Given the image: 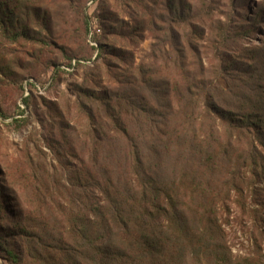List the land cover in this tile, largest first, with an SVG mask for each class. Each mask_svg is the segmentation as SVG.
I'll return each instance as SVG.
<instances>
[{"label": "trees", "instance_id": "trees-1", "mask_svg": "<svg viewBox=\"0 0 264 264\" xmlns=\"http://www.w3.org/2000/svg\"><path fill=\"white\" fill-rule=\"evenodd\" d=\"M169 1L170 50L178 61L187 50L200 74L186 72V82L173 87L174 110L182 123L171 130L153 127L140 133L125 126L135 118L155 125L154 103L172 112L160 100L162 95L168 99V83L162 88L157 80L143 79L136 100L131 92L99 94L94 87L76 85L72 92L85 113L84 139L92 140L94 156L72 170L65 167L63 187L71 202L63 218L50 225L51 232L42 237L43 227L38 235L24 219L14 223L15 235L26 238L28 245L32 239L49 249L38 264H235L219 210L224 214L236 197L242 211L252 203L264 207V8L254 5V12L243 19L242 0H229L225 21L217 20L208 40L204 69L197 46L204 34L197 31L198 11L185 0ZM201 2V15L214 13L216 0ZM42 4L0 0V38L11 44L43 41L39 29L52 18ZM105 21L110 30L120 23ZM256 35L258 44L235 49L240 40ZM96 43L100 58L105 44ZM5 67L0 66L1 74ZM22 102L27 106V99ZM58 119H64L62 112ZM108 125L125 142L120 158L117 149L105 148L113 140ZM167 162L171 175L162 173ZM220 177L222 186L217 188ZM5 238L0 236V248L16 264L20 255Z\"/></svg>", "mask_w": 264, "mask_h": 264}, {"label": "rangeland", "instance_id": "rangeland-1", "mask_svg": "<svg viewBox=\"0 0 264 264\" xmlns=\"http://www.w3.org/2000/svg\"><path fill=\"white\" fill-rule=\"evenodd\" d=\"M40 1L52 18V23L46 24L45 29L38 28L43 41L11 44L0 38V66H6V71L0 73V236H6L13 250L20 255L16 264H38L39 256L48 253L49 249L40 248L32 239L28 245L26 238L15 235L17 224L14 223L18 218L24 219L29 230L38 235V230L43 227L42 237L51 232L50 225H56V220L63 218L64 210L71 202L63 187L66 184L65 167L72 170L80 161H88L94 156L92 140L84 139L88 122L72 92L74 87L91 86L99 94L104 91L131 92L136 100L141 94L143 79L157 80L162 88L168 83V99L162 95L158 100L165 105L169 103L172 112L154 103L151 113L155 115V125L148 126L139 118L125 123L132 132L140 133L153 127L171 130L180 126L182 117L174 110L173 87L186 82L182 80L186 72L200 76L187 50L179 61L170 50L169 12L166 9L169 0ZM185 1L200 16L196 27L201 36L202 32L204 34L202 40L198 39L197 46L205 69L208 40L217 20L225 21L229 0H216L214 13L210 15L212 20L210 16L201 15L199 10L201 1L209 0ZM254 5L264 8V0H242L243 19L254 12ZM106 18L120 20V23L110 30L106 25L108 22L104 23ZM86 21L88 32L85 33ZM258 38L256 35L250 40H240L235 49L248 43L256 45ZM96 42L105 44L100 58L97 57ZM106 47L114 52H108ZM114 53L119 54L118 57L112 56ZM124 55L127 58L123 60ZM205 71L208 75V69ZM24 98L27 106L22 102ZM132 102L137 107V102ZM123 109L127 110L126 107ZM154 109L157 113L152 112ZM60 111L64 115L62 121L58 119ZM160 112L166 118H161ZM207 124L208 121L204 123V130L209 127ZM107 127L113 140L105 148L117 149L120 158L125 142L114 136L110 125ZM221 134L222 130L220 137ZM162 173L171 175L170 162L162 166ZM217 182L218 177L212 184L216 186ZM221 186L220 177L217 188ZM230 200L224 214L219 210V219L234 263L264 264V207L252 203L250 209L242 211L236 203L237 197ZM0 264H15L2 248Z\"/></svg>", "mask_w": 264, "mask_h": 264}]
</instances>
